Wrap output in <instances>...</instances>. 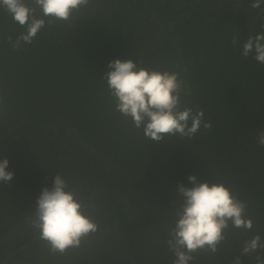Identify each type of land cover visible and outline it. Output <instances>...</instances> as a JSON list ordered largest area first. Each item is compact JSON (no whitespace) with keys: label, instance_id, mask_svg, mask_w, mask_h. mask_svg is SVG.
<instances>
[{"label":"trees","instance_id":"16d2710c","mask_svg":"<svg viewBox=\"0 0 264 264\" xmlns=\"http://www.w3.org/2000/svg\"><path fill=\"white\" fill-rule=\"evenodd\" d=\"M251 3L91 0L70 22L46 23L19 48L14 44L26 27L0 7V113L17 120L0 124V138L11 148L17 142L9 132L21 133L20 151L36 154L27 165L22 155L9 161L14 178L0 183V264L11 253L19 264H76L86 257L98 264L95 246L101 260L119 259L116 264H173L166 241L181 199L178 186H189V175L225 184L247 202L253 223L248 231L230 227L215 254L198 251L190 264H233L246 240L264 239V146L257 142L264 131V64L241 54L249 36L264 33V12ZM36 16L43 13L37 9ZM115 59L178 72L187 91L182 108L203 110L211 128L201 126L191 139H147L115 110L103 78ZM57 174L99 226L80 247L59 255L30 223L38 196ZM164 177L175 185L161 184ZM9 186L24 197H12ZM12 226L21 230L10 238ZM102 232L107 243L100 247ZM241 260L255 264L251 256Z\"/></svg>","mask_w":264,"mask_h":264},{"label":"clouds","instance_id":"9594fccd","mask_svg":"<svg viewBox=\"0 0 264 264\" xmlns=\"http://www.w3.org/2000/svg\"><path fill=\"white\" fill-rule=\"evenodd\" d=\"M90 2L31 0L33 6H29L26 0H0V7L12 16L14 22L26 27V32L21 33L14 44L19 48L21 41L30 44L46 23L52 26L57 20L70 22L74 14ZM262 5L264 0H252L250 7L264 12ZM37 9L43 13V18H37ZM237 42L238 37L233 36V45ZM241 54L245 58L251 55L264 64V33L249 36L243 43ZM107 67L109 71L103 78L115 101V110L131 118L137 129H143L147 139H191L201 126L211 128L203 110L194 112L192 108H182V95L187 91L178 72L148 70L131 59H115ZM257 142L264 146V131L258 134ZM8 166L7 158L0 160V183H9L14 178V173L6 170ZM187 179L189 186L183 183L178 186L181 199L166 241L175 256L173 264H190L195 259L194 254L201 250L215 254L218 246L227 239L226 232L230 227L246 231L253 227L251 218L246 215L247 202L234 195L225 184L201 182L196 175H189ZM86 208V203L77 198L69 190L67 181L57 174L52 187L43 188L38 196L30 223L51 253L63 254L70 248L80 247L85 237L98 232V223ZM258 250H264V239L256 234L244 242L233 264H242L241 256H251L255 264H264V256Z\"/></svg>","mask_w":264,"mask_h":264},{"label":"flooded vegetation","instance_id":"af4514ba","mask_svg":"<svg viewBox=\"0 0 264 264\" xmlns=\"http://www.w3.org/2000/svg\"><path fill=\"white\" fill-rule=\"evenodd\" d=\"M102 2H103V6H105V3H109V2H106V1H102ZM14 123H17V120L12 118L11 115L8 112L5 111L3 113L2 112L0 113V124L10 126V125H12ZM4 131L5 130H1L0 137L3 135ZM9 134H10V137H12V136L15 137V141L17 142V144L13 145V143H11L10 145H12V147L9 148L8 145L5 143V141L2 138H0V158H2V159L7 158L9 161H13V160L17 159L20 155H22V156H24V161L26 162V165H27V159L29 157H31V158L36 157V154H35L34 150L31 148L28 153H25L23 150L20 151V149H21V146H20L21 133L9 132ZM26 165H25V167H26ZM160 183L161 184H165V185H175V181H174V179L172 177L160 178ZM154 188L156 190L161 191L160 187H158V185H154ZM9 189H10V191L12 193V197L15 198V195H17L20 198L24 197V191L21 188H11V186H9ZM141 197L142 198H146V195L141 194ZM153 197H155V196H153ZM7 228L9 229L8 236L10 238H12L14 233H18L19 230H21L20 226H12V227H7ZM99 234L101 235V238H102V240H100V247H102L103 245H105L107 243V241H106L107 240V236L103 232L99 233ZM119 235H120V233L119 234H113L112 237H119ZM113 243L114 242L112 241L111 245ZM109 244H110V242H109ZM93 250L98 254V259H99L98 264H116L117 260H119V259H116L114 261L101 260L100 259V249H99V247L95 246ZM109 250L110 251L112 250L113 252H118V250H116L115 248L112 249L111 247L109 248ZM11 254L6 257V260H4V264H9V261L14 256V255H11ZM56 255H59V254L56 253ZM76 257H78V256H76ZM31 261H33V260H31ZM10 262H11L10 264H19L15 260L10 261ZM75 263L76 264H91V262H90L88 257H86L84 260L78 258V260H75Z\"/></svg>","mask_w":264,"mask_h":264},{"label":"water","instance_id":"95a60500","mask_svg":"<svg viewBox=\"0 0 264 264\" xmlns=\"http://www.w3.org/2000/svg\"><path fill=\"white\" fill-rule=\"evenodd\" d=\"M162 1H164V0H162Z\"/></svg>","mask_w":264,"mask_h":264}]
</instances>
